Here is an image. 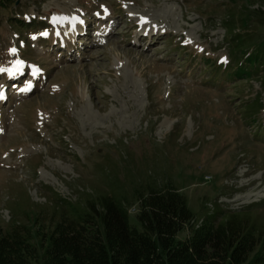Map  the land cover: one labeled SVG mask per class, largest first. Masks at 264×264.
<instances>
[{"label":"rangeland","instance_id":"374dc122","mask_svg":"<svg viewBox=\"0 0 264 264\" xmlns=\"http://www.w3.org/2000/svg\"><path fill=\"white\" fill-rule=\"evenodd\" d=\"M259 1L23 0L0 12V229L20 206L43 264L51 190L75 202L166 181L201 219L259 204L264 228V72L223 80L217 64L245 55L232 54L227 21L246 22L244 51L264 39L248 20ZM144 31L157 38L137 43Z\"/></svg>","mask_w":264,"mask_h":264},{"label":"trees","instance_id":"16d2710c","mask_svg":"<svg viewBox=\"0 0 264 264\" xmlns=\"http://www.w3.org/2000/svg\"><path fill=\"white\" fill-rule=\"evenodd\" d=\"M16 1L0 0V12L11 10ZM258 4L257 20H248L264 29V0ZM225 25L235 58L245 53L237 71L243 76L264 72V39L248 54L239 45L253 41L252 34L235 33L246 28V22L231 19ZM50 200L58 214L49 219L51 233L38 230L41 241L48 243L43 246V264H264V236L258 235L264 228L252 220L258 213L255 205L239 211L217 208L201 219L170 181L145 183L130 197L99 193L71 202L53 192ZM133 206L137 225L130 223ZM23 212L13 206L14 221L0 229V264H39L29 221L16 220ZM188 230V238L180 239Z\"/></svg>","mask_w":264,"mask_h":264},{"label":"bare ground","instance_id":"6f19581e","mask_svg":"<svg viewBox=\"0 0 264 264\" xmlns=\"http://www.w3.org/2000/svg\"><path fill=\"white\" fill-rule=\"evenodd\" d=\"M141 6V5H140ZM137 7V6H136ZM110 44H112V43H110ZM112 46V45H111Z\"/></svg>","mask_w":264,"mask_h":264}]
</instances>
